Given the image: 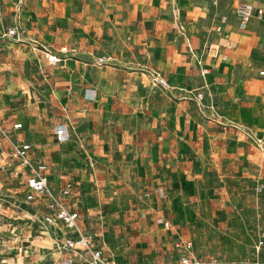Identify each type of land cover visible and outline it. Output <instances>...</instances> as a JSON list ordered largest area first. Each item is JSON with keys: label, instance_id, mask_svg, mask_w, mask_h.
<instances>
[{"label": "crops", "instance_id": "0c3cea01", "mask_svg": "<svg viewBox=\"0 0 264 264\" xmlns=\"http://www.w3.org/2000/svg\"><path fill=\"white\" fill-rule=\"evenodd\" d=\"M213 1L24 0L17 11L0 0L2 125L48 165L55 192L72 184L77 224L113 264L174 263L184 227L230 220L264 185V20L240 30L235 1ZM3 165L0 264H85L51 246L73 231L39 229L45 204L25 201L5 144Z\"/></svg>", "mask_w": 264, "mask_h": 264}, {"label": "built area", "instance_id": "2783aa9c", "mask_svg": "<svg viewBox=\"0 0 264 264\" xmlns=\"http://www.w3.org/2000/svg\"><path fill=\"white\" fill-rule=\"evenodd\" d=\"M234 13L238 19V28L245 30L247 23L252 17H257L260 20H264V8L254 7L246 0H234ZM24 0H17L15 8L18 11ZM7 36L16 35V28H8L6 31ZM61 53L68 52L67 47L60 49ZM48 61L53 63H60L62 59L53 53L47 52L45 54ZM103 58L98 59V63H102ZM209 73V69L201 68L200 75L203 77ZM260 76H264V70L259 72ZM154 82L162 87H169L168 83L159 75H156ZM196 101L200 103L202 101V93L196 94ZM13 129L21 128L20 123H15L12 126ZM54 134L57 142L61 143L69 138V134L63 125H59L55 128ZM7 146V156L16 162V166L13 167L11 173L15 177L20 175L24 177V185L26 188L25 201L30 202L33 200H43L46 214L35 217V221L39 225V229L49 234V227L55 224L63 225L74 232V235L65 236L62 238L52 237L51 246L57 252H68L76 256L85 264H113L110 260L103 256L100 249L94 247V239L90 234L85 233L81 227L77 224L78 212L70 208L66 199L71 195L72 184L67 182L58 191L55 192L49 184L48 180V165L44 162L36 161L31 152L32 147L29 143L18 142L12 138V136L5 130L0 119V149L3 145ZM2 171H6V166H1ZM264 185L257 184L255 186V192H261ZM158 194L163 196L162 190H158ZM156 223L161 224L163 228L168 229L170 223L164 221L161 218L156 219ZM175 248L179 251V257L174 263L165 264H200L201 262L192 254L189 249L190 243L183 241H177ZM264 248V231H260L257 234L255 243V249L258 251ZM253 264H264V259L258 255L254 259Z\"/></svg>", "mask_w": 264, "mask_h": 264}, {"label": "rangeland", "instance_id": "374dc122", "mask_svg": "<svg viewBox=\"0 0 264 264\" xmlns=\"http://www.w3.org/2000/svg\"><path fill=\"white\" fill-rule=\"evenodd\" d=\"M260 3L264 5V0ZM226 6L227 14L232 6ZM212 7L220 8L219 1H213ZM257 28L258 34L264 36V28L259 24ZM260 47L264 48V42H260ZM7 219L0 214V229ZM260 231H264V188L259 193L255 192L252 204L242 206L233 218L224 223L212 225L199 220L184 227L182 240L191 244L189 252L200 264H253L257 255L264 258V248L258 253L255 249ZM174 258L176 262L177 256Z\"/></svg>", "mask_w": 264, "mask_h": 264}]
</instances>
